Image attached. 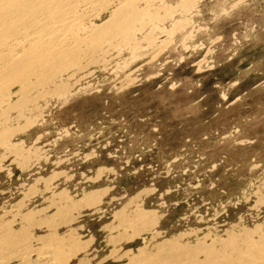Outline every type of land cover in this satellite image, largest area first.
Here are the masks:
<instances>
[{
    "label": "rangeland",
    "instance_id": "374dc122",
    "mask_svg": "<svg viewBox=\"0 0 264 264\" xmlns=\"http://www.w3.org/2000/svg\"><path fill=\"white\" fill-rule=\"evenodd\" d=\"M181 1L138 4L159 20L145 15L130 45L114 41L90 68L66 76L72 81L65 89L28 88L40 97L26 105L19 85L7 91L0 103V222L15 231L30 225L34 235L51 224L65 228L62 236L75 228L79 241L90 243L91 264L115 261L117 247L153 245L152 231L140 232L132 216L141 208L162 216L156 242L182 234L189 242L226 238L232 228L264 233V0H195L186 12ZM114 4L92 13L91 26L111 21ZM86 193L105 199L82 212L55 203ZM136 196L138 205L116 219ZM31 213L33 221H23ZM67 217H75L72 226ZM40 221L50 225L39 228Z\"/></svg>",
    "mask_w": 264,
    "mask_h": 264
},
{
    "label": "bare ground",
    "instance_id": "6f19581e",
    "mask_svg": "<svg viewBox=\"0 0 264 264\" xmlns=\"http://www.w3.org/2000/svg\"><path fill=\"white\" fill-rule=\"evenodd\" d=\"M115 2H117V5L112 13V18L110 17L111 15H109L112 20L104 25L102 23V26L99 25V27L91 26L90 17L92 13H96L97 10L105 11L111 5L113 6ZM147 2L148 0H0V103L2 101L4 102V99L11 94L7 95V91L10 92L12 87L16 85L20 86L18 100L21 102L22 100L25 101V105L27 103L26 101H31L34 97H40V92L35 96L33 95L34 97L27 95L25 91L28 90V88L33 87V89L38 90L42 87V90L46 88L52 92L57 89H65L64 86H67L68 82L70 83L72 81L65 78L66 76L69 75L68 78L73 79L77 74L90 68V64L92 62L94 63L100 54L104 57V50L107 52V47L112 46L114 41H124L122 42L124 45L130 40V43H128V45H130L131 42H133L131 41L133 40L132 38H135L136 34L135 24H137L140 19L142 20L145 15L149 17L150 22L158 15L149 12L148 8L147 10L145 7L141 8L138 6V4L143 5V3ZM195 4V0H182L177 4L178 6H176L186 12L188 9L190 10L193 8ZM176 6L173 7L176 8ZM100 11L96 14H99ZM149 19L145 23H148ZM156 19L159 20V18ZM181 23L180 28H184V24ZM173 28L176 27L174 26ZM140 29L142 30V28ZM152 29L155 31V28L152 27ZM119 42L117 44H119ZM115 45H113V47H115ZM101 58L99 57V60ZM95 64L97 63L95 62ZM78 81L76 83H78ZM69 91L70 89L66 91V93L69 94ZM42 94L45 95V93ZM8 98H10V96ZM10 100H8V102ZM21 104H23V102ZM36 105L35 107L39 106V104L38 106ZM24 106H21V108ZM12 109L14 108L12 107ZM21 112L24 113L23 110ZM9 128H7V130ZM9 133L11 132L7 131L6 134L9 135ZM0 136L2 135L0 134ZM4 139H2V141ZM11 146L12 144L7 145V147L10 148ZM62 196H59L55 199L56 202H53L61 206L70 207L69 210H73L74 207H71V205H74L76 206L74 211L77 209L79 210L77 212H82V209L86 208L90 211L91 207L94 208V206L95 209H97L96 205L99 204L101 200L103 201V199H105L103 197L100 199V196L94 193L87 194L77 202ZM138 197L136 196L131 199V203L129 201V205L127 204L122 210L116 212V217H114L121 221L120 218L122 216L130 214L131 207L138 205ZM112 201L113 200L109 201V204ZM99 208L101 209L102 207L99 206ZM132 214V216L137 219V222H141L140 227L135 220L133 221L138 229L141 228L140 232L152 231L151 238L154 241V243L152 242L153 245L151 247H148V245L140 247L137 249V252H133L132 250L122 252V250L120 251L122 248L117 247V249L115 247L116 251L111 252L112 255L110 256L115 261L109 262L104 260L99 261L97 264H264V233L262 231L252 232L249 230H235V228H232L228 231L226 238L214 234V236L207 235L204 238L196 239L194 242H189L187 240L189 238H185L187 234H182L156 242L154 239L163 235V233L155 230L162 216L143 208ZM34 215L37 214L34 213ZM67 215H65V217ZM32 216V213L26 214L22 216V219H24L23 221L26 219L29 221L28 223H30V219L31 222L33 221ZM54 218L51 220L49 219V221L51 223L54 221L53 223H55ZM74 218L68 219L67 217V222L64 220L65 226H72L73 222H75ZM130 220L128 221L130 222ZM125 221L124 223L127 222ZM2 222H0V264H91V254L89 253L91 246L89 241H79L80 237L77 235V229L71 226V228L69 227L70 229L65 230V234L62 236L60 234L61 230L65 229L62 225L58 224L57 226L56 224H49L50 227L49 225L43 224V226H49L47 227L49 229L43 235H34L32 231V233L28 232L32 229L30 225H28L30 229H26L27 226L25 227L26 230L21 228L22 231L21 229L15 231L14 228L16 227L12 228L11 224ZM34 223H36V221ZM48 223L49 222H47V224ZM38 224L40 228L41 221ZM23 230L27 232L25 233ZM136 231L139 232V230ZM255 233L256 236L254 237L253 234ZM121 234L124 236V233ZM139 234L137 235L136 232V237H138ZM127 237L125 238L126 240ZM125 239L123 241H125ZM117 240L114 241L115 245L118 243ZM147 243H151V241Z\"/></svg>",
    "mask_w": 264,
    "mask_h": 264
}]
</instances>
